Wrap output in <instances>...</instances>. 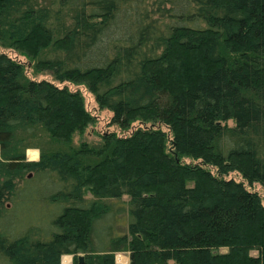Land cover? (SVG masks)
<instances>
[{
    "label": "trees",
    "instance_id": "1",
    "mask_svg": "<svg viewBox=\"0 0 264 264\" xmlns=\"http://www.w3.org/2000/svg\"><path fill=\"white\" fill-rule=\"evenodd\" d=\"M0 41L54 76L0 52V217L33 171L65 203L50 236L0 227V264H264V0H0ZM68 81L121 132L28 160L96 120Z\"/></svg>",
    "mask_w": 264,
    "mask_h": 264
},
{
    "label": "rangeland",
    "instance_id": "2",
    "mask_svg": "<svg viewBox=\"0 0 264 264\" xmlns=\"http://www.w3.org/2000/svg\"><path fill=\"white\" fill-rule=\"evenodd\" d=\"M45 2L47 0H40ZM50 48L41 53L38 57L43 58L48 55ZM7 52L10 55L16 57L17 59L23 61L26 64L27 74L30 77H36L38 79L48 78L53 80L54 76L47 71H39L36 68V60L33 58L32 50L29 48L21 49L15 47L3 46L0 41V52ZM159 68V67H158ZM69 87L73 90L81 89L84 95L86 106L88 110L95 115L96 120L92 121L90 126L84 132H76L73 136L71 142H65L64 139H58L51 135V133L40 127L29 139V147L26 149L28 160H38L41 158L43 152H52L57 150H62L69 148L71 145L78 147L82 142H88L91 146H101L103 145L102 135L105 132L111 130H118L115 125H111L110 121L112 118V112L108 109H101L98 102L96 101L95 95L88 89L84 83H72L67 82ZM231 124L232 121H230ZM151 125V123H148ZM139 125H145L141 120H137L133 124V128ZM131 131H125L128 133ZM33 151L37 154L34 155ZM185 161H191L190 158H186ZM32 175L28 174L25 178L18 180L16 193L10 199L6 200L4 206V212L0 217V227L5 233L11 237H18L22 235L26 230H29L31 226L38 227L42 233H48L50 236L52 226V220L59 213H62L64 204H57L49 200V194L54 193L58 190L57 187L51 186L50 179L46 178L44 181L41 177L37 176L35 171L30 172ZM231 176H235L240 179V174L237 172H232ZM87 189V188H86ZM252 189L258 190L264 198V187L260 183H255ZM85 197L87 199L93 198V194L90 191L85 192ZM49 201H48V200ZM51 201V202H50ZM126 228L123 226L118 227V231H125ZM10 233V234H9ZM227 250V248H224ZM258 255V250L252 251ZM86 251L79 252L76 256L87 255ZM74 254H63L62 262L64 264H72L76 257ZM116 260L120 263H129L130 257L129 253L125 250H120L116 252Z\"/></svg>",
    "mask_w": 264,
    "mask_h": 264
},
{
    "label": "water",
    "instance_id": "3",
    "mask_svg": "<svg viewBox=\"0 0 264 264\" xmlns=\"http://www.w3.org/2000/svg\"><path fill=\"white\" fill-rule=\"evenodd\" d=\"M31 175H32V173L30 174V176H31ZM80 260H81V261H84V255H81V256H80Z\"/></svg>",
    "mask_w": 264,
    "mask_h": 264
},
{
    "label": "bare ground",
    "instance_id": "4",
    "mask_svg": "<svg viewBox=\"0 0 264 264\" xmlns=\"http://www.w3.org/2000/svg\"><path fill=\"white\" fill-rule=\"evenodd\" d=\"M33 153H34V155H36L37 154V152L36 151H33ZM36 153V154H35Z\"/></svg>",
    "mask_w": 264,
    "mask_h": 264
}]
</instances>
